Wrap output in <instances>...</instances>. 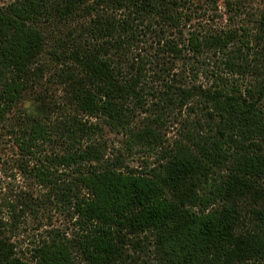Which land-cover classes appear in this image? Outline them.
<instances>
[{"label":"trees","instance_id":"16d2710c","mask_svg":"<svg viewBox=\"0 0 264 264\" xmlns=\"http://www.w3.org/2000/svg\"><path fill=\"white\" fill-rule=\"evenodd\" d=\"M96 1L15 0L0 6V120L22 100L31 65L47 43L39 24L69 23L83 12H97V42L67 38L52 53L81 71L73 83L80 111L122 134L129 155L147 152L155 162L130 168L122 155L109 160L102 146L87 142L92 126L77 121L60 134L45 119L32 118L17 133L35 162L24 171L71 214L75 233L70 238L50 230L31 258L35 264H76L77 248L90 264H264V78L243 88L217 74L216 86L208 89L171 84L154 90L148 84L151 60L129 58L123 69L106 50L111 45L127 57L152 28L159 49L182 58L170 36L184 19L181 9L194 0H102L111 12L128 11L121 20L111 14L105 20ZM188 42L196 57L212 50L226 56L228 73L252 74L259 67L264 73V47L254 52L250 40L245 52L231 49L233 38L194 34ZM194 99L202 102V118L200 130L187 135L191 146L177 143L168 150L157 128L136 130L133 124L137 109L185 107ZM57 143L63 153L41 156L43 146ZM246 220L249 226L240 231ZM6 225L0 222V264H29Z\"/></svg>","mask_w":264,"mask_h":264},{"label":"rangeland","instance_id":"374dc122","mask_svg":"<svg viewBox=\"0 0 264 264\" xmlns=\"http://www.w3.org/2000/svg\"><path fill=\"white\" fill-rule=\"evenodd\" d=\"M15 0H0V6L6 7ZM99 9L98 14H107L117 20L123 19L128 11L114 10L111 12L107 3L97 0L93 3ZM183 21L179 29H173L170 37L177 39L183 50V57L174 59L167 51L163 52L156 43L154 29L149 28L145 37L140 39L127 52L117 51L111 45L106 50L112 58L126 69L129 58L135 60L142 56L148 60L147 69L149 87L154 90H166L168 85L176 87H195L208 89L216 86L217 74L229 80L231 84H240L245 88L251 83H258L264 78V73L252 69V74L240 75L228 73L225 65L226 56L216 55L215 50L204 52L202 56H195L189 46V38L194 34L201 36H220L233 38L231 49L238 48L247 51L246 44L254 52H262L264 47V0H194L181 9ZM81 13L76 20L69 23L53 22L44 19L39 24L41 30L48 37L42 51L35 57L28 74L29 86L22 100L13 109L8 111L7 117L0 120V222L7 224V232L17 245V252L21 259L29 264H35L32 250L43 240L52 229L64 231L70 238L75 233L74 220L71 214L52 198L49 190L40 185L35 178L24 169L32 168L35 164L32 157L20 147L18 132L32 123V118L45 119L47 124L55 131L65 132L70 126L77 127V121L92 126V134L87 136L102 146L106 158L113 160L122 155L126 166L141 170L146 160L154 165L155 158L147 152H138L129 155L126 151L125 137L112 130L105 119L90 117L80 111L75 101L74 81L81 74L77 65L61 61L52 53V49L67 38L72 41L83 42V38L96 41L92 32V20L97 18V12L86 15ZM153 30V31H152ZM152 31V32H151ZM173 34V35H172ZM99 43L103 40L98 39ZM185 45V46H184ZM161 51V52H160ZM231 53V52H230ZM120 55V57H119ZM255 56V55H253ZM126 59V61H125ZM252 61L254 60L251 59ZM257 71L258 73H256ZM200 100V97H199ZM198 99L190 101L185 107L170 105L156 108L150 106L145 112L137 109L134 115L136 130L144 126L157 128L165 141V148L171 150L177 143L191 146L187 135L191 130H200L197 125L202 118L201 104ZM160 114L161 121H155ZM196 126V127H195ZM59 143L46 145L41 148L45 154L53 152L63 153ZM249 226V221L242 222L239 230L243 231ZM142 241L144 237L140 236ZM135 240V239H134ZM139 250V249H138ZM140 252V251H139ZM76 264H90L74 250Z\"/></svg>","mask_w":264,"mask_h":264}]
</instances>
